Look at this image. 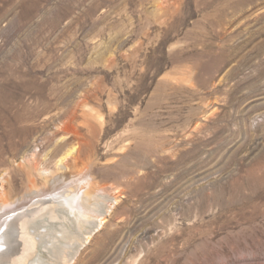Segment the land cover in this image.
I'll use <instances>...</instances> for the list:
<instances>
[{"label":"rangeland","instance_id":"374dc122","mask_svg":"<svg viewBox=\"0 0 264 264\" xmlns=\"http://www.w3.org/2000/svg\"><path fill=\"white\" fill-rule=\"evenodd\" d=\"M79 173L72 264H264V0H0V194Z\"/></svg>","mask_w":264,"mask_h":264},{"label":"bare ground","instance_id":"6f19581e","mask_svg":"<svg viewBox=\"0 0 264 264\" xmlns=\"http://www.w3.org/2000/svg\"><path fill=\"white\" fill-rule=\"evenodd\" d=\"M74 154L72 149L65 156ZM62 161L59 169L65 167ZM90 184L84 173L60 175L17 202L4 199L1 191L0 230L5 231L0 244L6 249L0 264H72L79 248L102 225L100 216L112 207L99 190L91 192ZM21 250V258L11 259Z\"/></svg>","mask_w":264,"mask_h":264},{"label":"water","instance_id":"95a60500","mask_svg":"<svg viewBox=\"0 0 264 264\" xmlns=\"http://www.w3.org/2000/svg\"><path fill=\"white\" fill-rule=\"evenodd\" d=\"M4 231H5V228H2V229L0 230V237H1V235L3 234ZM5 249H6V247H3V246L0 244V253H2Z\"/></svg>","mask_w":264,"mask_h":264}]
</instances>
